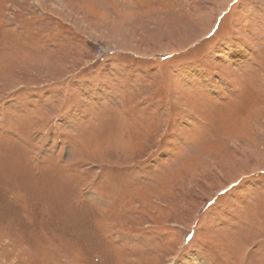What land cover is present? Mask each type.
<instances>
[{"label": "rangeland", "instance_id": "374dc122", "mask_svg": "<svg viewBox=\"0 0 264 264\" xmlns=\"http://www.w3.org/2000/svg\"><path fill=\"white\" fill-rule=\"evenodd\" d=\"M0 264H264V0H0Z\"/></svg>", "mask_w": 264, "mask_h": 264}]
</instances>
